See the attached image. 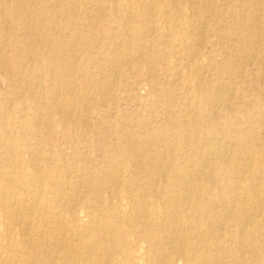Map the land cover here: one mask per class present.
Listing matches in <instances>:
<instances>
[{
  "label": "rangeland",
  "instance_id": "374dc122",
  "mask_svg": "<svg viewBox=\"0 0 264 264\" xmlns=\"http://www.w3.org/2000/svg\"><path fill=\"white\" fill-rule=\"evenodd\" d=\"M0 9V264H264V0Z\"/></svg>",
  "mask_w": 264,
  "mask_h": 264
},
{
  "label": "bare ground",
  "instance_id": "6f19581e",
  "mask_svg": "<svg viewBox=\"0 0 264 264\" xmlns=\"http://www.w3.org/2000/svg\"><path fill=\"white\" fill-rule=\"evenodd\" d=\"M30 1V0H29ZM26 3V2H25ZM3 8V7H2ZM1 10V9H0ZM2 15V14H1ZM32 17V16H31ZM2 18V17H1ZM4 22V21H3ZM7 25V24H6ZM69 36V35H68ZM69 38V37H68ZM28 47V46H27ZM120 49V48H119ZM119 51H121V50H118V52ZM116 54V53H115ZM114 54V55H115ZM120 54V53H119ZM126 54V53H125ZM121 55V54H120ZM124 55V54H123ZM4 56V55H3ZM115 56H117V55H115ZM129 56V55H128ZM120 57V56H119ZM127 57V56H126ZM31 58V57H30ZM113 58H114V56H113ZM117 58V57H116ZM126 59V58H125ZM114 60H116L115 58H114ZM118 60V59H117ZM116 60V61H117ZM122 61H123V58H122ZM122 61H121V63H122ZM128 61V60H127ZM6 62V61H5ZM130 62V61H129ZM113 63V62H112ZM115 64H117V63H115ZM119 65H120V63H118ZM117 64V65H118ZM116 65V66H117ZM122 65V64H121ZM125 65V64H124ZM118 67V66H117ZM90 72V71H89ZM88 72V73H89ZM69 73V72H68ZM228 74H229V72H228ZM90 76V75H89ZM231 75L229 74V76L228 77H230ZM227 77V78H228ZM233 77V76H232ZM60 78V77H59ZM227 78H226V80H227ZM41 79V78H40ZM230 79V78H229ZM225 80V81H226ZM231 80V79H230ZM224 81V82H225ZM232 82V81H231ZM230 82V83H231ZM38 83V82H37ZM60 83V82H59ZM226 83H227V81H226ZM232 84V83H231ZM31 85V84H30ZM38 85V84H37ZM222 85V84H221ZM227 85V84H226ZM57 86V85H56ZM41 87V86H40ZM228 87V86H227ZM231 87V86H230ZM223 88V87H222ZM221 89V88H220ZM217 91H218V89H217ZM216 91V92H217ZM221 91L224 93V91H226V90H224L223 91V89H221ZM215 92V93H216ZM220 92V91H219ZM218 92V93H219ZM220 94V93H219ZM225 94V93H224ZM54 95H55V93H54ZM216 95V94H215ZM221 95V94H220ZM217 96L218 95H216V99H217ZM215 97V96H214ZM215 99V100H216ZM218 100V99H217ZM54 103V102H53ZM61 111V110H60ZM192 113V112H191ZM170 131V130H169ZM144 134V133H143ZM171 134V133H170ZM177 138V137H176ZM175 138V139H176ZM214 138V137H213ZM212 138V139H213ZM218 138V137H217ZM206 139V138H205ZM209 139V138H208ZM215 140V139H214ZM217 140V139H216ZM216 140H215V144H216ZM219 140V139H218ZM220 140H222V139H220ZM142 141H143V139H142ZM213 142V144H214V141H212ZM219 142V141H218ZM221 142V141H220ZM225 144H227L226 142H225ZM208 145H209V142H208V144H207V148H208ZM214 146V145H213ZM215 147V146H214ZM213 147V148H214ZM217 149H218V144H217ZM210 148H212L211 147V145H210ZM209 149V148H208ZM214 149H216V148H214ZM219 150V149H218ZM171 151V150H170ZM210 151V150H209ZM208 151V152H209ZM139 152V151H138ZM213 152H214V150H213ZM215 152H216V150H215ZM219 152V151H218ZM211 153V152H210ZM165 155H166V153H165ZM165 155H164V157H165ZM213 155V154H212ZM215 155V154H214ZM217 155V154H216ZM218 155H219V153H218ZM139 156V155H138ZM213 157V156H212ZM221 157H223V156H221ZM172 158H173V156H172ZM171 158V159H172ZM213 158H216V157H213ZM212 158V159H213ZM201 159V158H200ZM169 160V159H168ZM174 162H175V160H173ZM172 161V162H173ZM208 161V160H207ZM207 161L206 162H204V164H202V162L200 163V165H198V166H202L201 168L204 170V168L205 167H207V165H208V163H207ZM122 162V161H121ZM169 162V161H168ZM210 162V161H209ZM213 162H215V161H213ZM167 163V162H166ZM165 163V164H166ZM216 163V162H215ZM243 164H245V163H243ZM169 165H170V163H169ZM176 166V165H175ZM245 166V165H244ZM249 166H250V164H249ZM167 167V166H166ZM165 167V168H166ZM188 167V166H187ZM174 168V167H173ZM190 168V167H189ZM197 171V170H196ZM196 171H195V169L194 170H188V169H184L183 167L182 168H176V174L178 175V176H180V178L182 179H185V181H187L188 183H189V181H192L191 179H192V177H194V175H196ZM121 172V171H120ZM168 172V171H167ZM175 172V171H174ZM123 173V172H122ZM120 175V174H119ZM163 175V174H162ZM120 177V176H119ZM242 177V176H241ZM121 178V177H120ZM194 179V178H193ZM157 180V179H156ZM120 181V180H119ZM185 181H184V185H185ZM194 181V180H193ZM113 182V181H112ZM120 182H122V181H120ZM119 182V183H120ZM188 183L186 184V185H188ZM191 183L192 182H190L189 184L191 185ZM157 184V183H156ZM182 184H183V182H182ZM193 185V184H192ZM179 186H181L180 184H179ZM189 186V185H188ZM187 187V186H186ZM185 187V188H186ZM1 188V187H0ZM184 188V187H183ZM190 188V187H189ZM194 188L195 187H193V190H194ZM60 189H62V191L63 190H65V189H67V187L65 186V184L64 183H61L60 184ZM187 189V188H186ZM2 189H0V191H1ZM41 190V189H40ZM155 190V189H154ZM185 190V189H184ZM128 191V190H127ZM186 191V190H185ZM191 192H192V190H190ZM259 191V190H258ZM258 191H257V193H258ZM110 192V191H109ZM223 193V192H222ZM3 194V193H2ZM5 194H3V196H4ZM34 196V195H33ZM32 196V197H33ZM185 196H186V194H185ZM15 197V196H14ZM189 197V196H188ZM60 198V197H59ZM177 198L178 197H176V200H177ZM180 199V198H179ZM189 200V199H188ZM37 201V200H36ZM184 202V199H182V200H177L176 202H169V206H168V212L167 213H165V217H164V225H163V229H162V233L165 235V236H167V238L169 239V240H171L172 239V235L174 236V233L176 232V229H177V227L178 226H180V225H182L183 224V222H181L180 220H181V217H180V215H181V212L179 211V207H181V205H182V203ZM74 203V202H73ZM227 203H229V201H227ZM230 203H233V199H231L230 200ZM184 205V204H183ZM227 205V204H226ZM5 206V205H4ZM23 208V207H22ZM181 210V209H180ZM18 211V210H17ZM20 212V211H19ZM19 215V214H18ZM22 217V216H21ZM250 219V218H249ZM243 219H241L240 218V224H242V221ZM252 220V219H251ZM246 222V221H245ZM251 225V224H250ZM245 226V225H244ZM181 228V227H180ZM243 228V227H242ZM245 229V228H244ZM184 231V230H183ZM221 231V230H220ZM36 232V231H35ZM177 233V232H176ZM241 234V233H240ZM177 236V235H176ZM76 241V240H75ZM170 242V241H169ZM45 244V243H44ZM170 244V243H169ZM171 246V245H170ZM46 249V248H45ZM217 249V248H216ZM21 250V249H20ZM225 253V252H224ZM90 254V253H89ZM178 257V256H177ZM14 260V259H13ZM160 262V261H159ZM162 262V261H161ZM14 263V262H13Z\"/></svg>",
  "mask_w": 264,
  "mask_h": 264
}]
</instances>
